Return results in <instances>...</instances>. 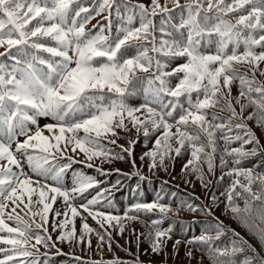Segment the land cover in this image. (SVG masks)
Returning <instances> with one entry per match:
<instances>
[{
  "label": "snow or ice",
  "instance_id": "1",
  "mask_svg": "<svg viewBox=\"0 0 264 264\" xmlns=\"http://www.w3.org/2000/svg\"><path fill=\"white\" fill-rule=\"evenodd\" d=\"M75 3L76 0H0V47L5 49L0 52V57L15 62L10 66L0 62V233L8 234L0 236V244L11 246L0 248V252L5 253L0 264H10L17 257L32 256L27 247L32 238L35 239L32 248L40 244L49 246L51 236L35 232L28 220L17 213V208L23 205L29 219L39 215L47 224L48 213L57 196L63 197L67 204L70 192L62 190L59 185L70 164L59 166L50 163L57 159L56 153L63 157L67 146L72 145L73 152L79 149L89 161L100 156L108 161L124 159L122 155L104 149L101 140L108 134L115 136L117 128L129 130L126 118L137 132L143 129L145 137L149 136L148 124L153 131L163 129V135L156 139L155 145L159 149L163 143L165 151L147 153L153 160L151 167H156L158 155L163 164L169 152L174 150L176 155H180L187 143L193 159L185 167L194 165L192 170L200 172L198 178L201 180L203 173L196 162L203 154L209 172L213 171L217 131L224 132L227 128L231 132L230 126H234L244 129L246 137L239 134H224L221 137L225 143L224 154L220 157L221 168L228 163L225 155L233 157L232 162L239 165L242 159L256 156L261 151L259 140L247 124L236 121L255 117L258 125H264V83L256 79L258 71L264 76V71L260 70L264 62V0H185L183 4L180 0H165L163 5L160 0H151L149 5L140 3L131 7L129 3H124V15H121L120 6L116 8L121 24L114 34L109 17L115 0H101L95 11L97 16L108 11L109 17H105L108 34L103 27L96 34H92L91 30L86 32V24L94 17L89 15L81 19V14L89 12V9L80 7L74 11L72 6ZM169 3L173 5L171 9ZM176 10H179V23H173L176 17L172 13ZM73 11L74 15H70ZM231 14L234 16L230 19ZM161 15L158 27L154 18ZM137 17L139 25L133 26ZM45 39L54 43L42 42ZM256 48L261 51L257 52ZM133 51L134 54H131ZM40 53H46L48 57ZM180 59L184 62L171 71H165L172 62ZM241 65H246V70L238 67ZM138 72L148 75L138 76ZM173 79L177 81L175 85L171 83ZM234 81L240 85L236 103L239 104L241 98L247 100L241 105L240 113L236 112L231 102ZM138 92H142L145 103L132 107L127 101ZM253 93L257 96L253 97ZM165 97L172 99L165 100ZM221 99L226 101L221 111L227 110L230 116L224 118L212 113V121H209L205 110L218 106ZM250 106H255L258 111L244 118L243 112ZM142 109L146 111L144 120L135 115ZM38 117H51L57 122L44 126L48 132L54 133L52 137L44 135L38 126L32 133L29 124L37 125ZM169 118L174 123H169ZM217 120H226V123H214ZM173 127L175 132L171 131ZM81 131L84 133L82 137L79 136ZM202 134L207 139L206 144L197 143L201 141ZM18 136L25 139L19 141ZM173 138L178 145L175 149L170 143ZM233 140L253 147L250 152L243 147L229 150L228 145ZM109 143L115 144V140H109ZM206 148L211 151L206 152ZM124 151L131 155L130 150ZM22 161L36 177L43 181L50 179L58 186L41 183L40 179L34 181L25 172ZM88 166L92 167L91 164ZM226 174L243 176L247 181L246 184H241L239 179L233 182L226 192V207L233 213V218L253 231L264 245V229L255 228L248 218L252 208L249 199L242 197L245 200L243 209L233 203V193L236 196L246 193L251 201L261 202L260 218L264 220V174L254 176L251 169L241 168H233ZM257 181L260 187L253 192L252 185ZM33 184L38 187H33ZM94 185L93 178L80 173L71 193L82 195ZM237 186L242 192L236 191ZM48 192L54 194L50 197L52 203L47 202ZM37 193L38 199L33 200ZM96 203L98 199L94 198L82 207L89 211V206ZM9 204L14 207L6 213ZM34 205H42L41 211H33ZM68 207L72 217H76L77 209L70 204ZM157 207L161 213L169 210L157 204H137L135 210L152 211ZM55 215L60 216L61 213L57 211ZM64 215L67 216V213ZM89 215L93 213L89 212ZM96 217H102L109 223L114 220L119 223L121 219L99 212L93 215L94 219ZM5 219L14 221L16 226H9ZM159 222L153 221V224ZM67 223L65 219L58 226L63 229ZM35 227L40 229L43 225L37 223ZM215 228V237L202 234L188 243L208 245L213 264H236L233 259L218 261L211 255L216 252L220 257L230 256L228 250L213 249L209 243L224 234L222 223H217ZM83 230L85 233L93 231L87 223L83 224ZM231 231L234 236H239ZM74 234L73 226L59 239L71 240ZM155 235L159 240L166 232L157 230ZM236 243L234 241V245ZM238 243L246 245L247 241L241 238ZM152 247L153 251L160 250L158 243ZM241 251H244L242 246H233L231 254ZM254 259L258 260V264H264V258L258 255L245 258L243 264H253ZM32 264L36 261L33 260ZM109 264L121 262L111 261Z\"/></svg>",
  "mask_w": 264,
  "mask_h": 264
},
{
  "label": "trees",
  "instance_id": "2",
  "mask_svg": "<svg viewBox=\"0 0 264 264\" xmlns=\"http://www.w3.org/2000/svg\"><path fill=\"white\" fill-rule=\"evenodd\" d=\"M100 2L101 0H76V3L72 6L74 11L79 10L80 7L89 9V12L81 14V19L89 15L94 17L86 24V32L91 30L92 34H96L103 27L105 34H108V20L105 19V17H109L108 11L98 16L95 15ZM164 2L165 0H160L162 5ZM180 2L183 4L185 0H180ZM124 3H129V7H131L140 3L149 5L151 0H115V3L112 5L111 16L109 17L112 23L113 34L121 24L116 16V8L120 6L121 15H124ZM168 7L171 9L173 5L169 3ZM74 11L70 15H74ZM178 11L176 10L172 13L176 17L173 23H179ZM233 16L234 14H231L228 18L231 19ZM161 18L162 15L154 18V23L158 27ZM94 25L96 27H93ZM138 25L139 18L137 17L133 26ZM159 35L160 33L157 32V36ZM42 42L54 43L46 39ZM3 51L5 49L0 47V52ZM256 51L259 52L261 49L256 48ZM131 54H134V51ZM40 55L45 58L48 57L46 53H40ZM0 62H4L9 66L15 63L4 57H0ZM183 62L184 60L182 59L176 60L165 71H171L172 68ZM238 67L241 70H246L247 68L246 65ZM10 70L11 68L9 67ZM260 70L264 71V62L261 63ZM137 75L146 76L148 74L138 72ZM248 75L251 76V72ZM256 79L264 83V76L260 75L259 71L256 73ZM171 83L175 85L177 81L173 79ZM129 87L131 88L132 86L130 85ZM137 87L140 86L138 85ZM239 90V82L234 81L231 85V102L237 113H240L241 105L247 103L245 98H241L239 104L236 103L235 97L239 96ZM224 93L227 96L226 89ZM193 95L195 96V94ZM252 95L253 97L257 96L256 93ZM168 99L172 98L165 97V100ZM181 100L183 101V97ZM127 102L132 107H139L145 103L142 92L129 97ZM225 105L226 101L221 99L218 106L206 109L205 111L208 113L207 119L212 121V113H215L219 117H229L230 113L227 110L221 111V107ZM152 107L157 106L152 105ZM257 111L255 106H250L243 112V117L246 118ZM135 115L144 120L146 118V111L142 109L140 112L135 113ZM236 122L247 124L248 128L251 129L259 140L261 151L256 156L250 155L242 159L239 165H235L232 162L233 157L225 155L224 158L228 163L226 167L221 168L220 157L224 154L225 148L224 140L221 137L224 134L230 136L239 134L244 137L245 130L230 126L232 128L231 132H228L227 128L224 132L217 131V152L214 158L213 171L209 172L203 154L201 155V159L196 162L202 170L203 180L198 178L200 172L192 170L194 165L185 167L188 161L193 159L191 149L187 143L185 148L181 149L180 155H176L174 150L169 152L165 156L163 164L160 163L158 155L156 157V167H151L153 160L147 153L153 151L163 153L165 151L163 143L159 149L155 145L156 139L162 137L163 129L153 131L152 126L148 124L146 126L149 129V136L145 137L143 129L137 132L127 118L125 119V124L129 130L117 128L115 136L108 134L107 138L101 140L104 149L111 150L112 154L122 155L124 159H111L108 161L103 156H100L94 157L93 160L89 161L79 149L73 152L71 150L72 145H68L63 157L59 153H56L57 159L50 161V163L59 166L70 164V167L63 174L61 185H59L62 190L70 192L67 204L63 197L57 196L56 201L54 203L51 202L52 208L48 214L47 224L43 223L39 215L29 219L25 215L27 209H24L23 205L17 208V213L28 220L35 232H39L42 236H51L49 246L40 244L32 248L31 245L35 244V239L32 238L29 240L27 247L33 255L30 257H17L10 264H32L33 260L36 261V264H109L111 261H119L121 264H213L212 259H210L208 245L199 242L188 243V241L195 240V238L202 234L215 237L217 231L215 225L217 223H222L225 229L224 234L219 239H213L209 243L213 249L218 248L230 252L229 257H220L216 252L211 253L218 261L233 259L236 261V264H243V260L247 257L255 258L258 255L259 258H264V245L261 244L258 236L254 235L253 231H249L248 228L242 226L238 219H234L233 213L226 207V192L233 182L239 179L241 184L247 183L243 176H229L226 174L227 172L233 168H241L245 170L251 169L254 176L264 174V125H258L255 117L252 120L243 119V121L237 120ZM56 123L51 117H38L37 125L29 124V128L34 133L38 126L44 132L46 131L45 125ZM169 123H174V121L169 118ZM214 123H226V120H217ZM171 131L175 132L176 128L173 127ZM83 135L84 133L81 131L79 136L82 137ZM24 139L25 137L23 136L17 137L19 141H23ZM109 140H115V144L109 143ZM130 141L132 142L131 144ZM170 143L173 149L178 146L174 138ZM197 143L206 144V137L202 134L201 141ZM61 147H64L63 143ZM241 147L245 151L250 152L253 145H243L242 141L237 140H233L228 145L229 150ZM124 149L130 150L131 155L127 151H124ZM205 151L210 152L211 149L206 148ZM68 157H71V159H68ZM133 161L135 162V166H133ZM22 163L25 172H28L34 181L40 179L41 183H47L49 186H58L50 179L43 181L42 178L36 177L35 174L30 172L26 162L22 161ZM89 164L92 167H89ZM13 170L15 171L16 169L14 168ZM80 173L93 178L95 185L87 189L82 195L79 193L72 194L71 189L74 186V181ZM33 187H38V185L33 184ZM259 187L260 185L257 181L252 185L253 192H256ZM236 191L242 192V189L237 186ZM52 195L54 194L48 192L49 200ZM242 197H247L252 204L251 211L248 214L250 222L255 228L264 229V220L260 218L261 202L251 201V198L246 193H242V196H236L233 193V203L239 205L241 209L245 205V200ZM94 198L98 199V203L90 205L89 211H85L82 205L87 204L89 200ZM37 199L38 193L33 200ZM25 202H27V198H25ZM68 204L77 209L78 215L76 217H72ZM137 204H157L169 210L161 213L157 207L152 211H136L135 206ZM12 207L14 205L9 204L6 213L10 212ZM41 209L42 205L33 206V211L39 212ZM130 209L131 211H129ZM57 211L61 213L60 216L55 215ZM89 212H92L93 215L99 212L104 213L105 216H118L121 219L119 223L115 220L109 223L102 217L94 219L93 215H89ZM64 213H67V216ZM128 217L135 218L129 219ZM65 219L68 221L66 227L63 229L59 228L58 225L64 222ZM153 221L160 222L153 224ZM5 222L11 227L16 226L14 221L5 219ZM37 223L42 224L43 227L36 229L35 225ZM84 223H87L93 231L85 233L83 230ZM73 226L75 227L74 237L71 240H60V235L71 231ZM45 228L47 229L46 232L44 231ZM157 230L166 232V235L157 240L155 235ZM231 230H234L239 236H234ZM7 235V233H0V236ZM101 236L104 237L103 240L100 239ZM241 238L247 241L246 245L238 243ZM234 241L237 242L235 245ZM157 243L160 250L153 251L152 246ZM248 245L251 247L249 248ZM233 246H242L244 251L236 252L232 255L231 249ZM10 247V245L0 244V248ZM4 257L5 253L0 252V259ZM253 264H258V260L254 259Z\"/></svg>",
  "mask_w": 264,
  "mask_h": 264
},
{
  "label": "rangeland",
  "instance_id": "3",
  "mask_svg": "<svg viewBox=\"0 0 264 264\" xmlns=\"http://www.w3.org/2000/svg\"><path fill=\"white\" fill-rule=\"evenodd\" d=\"M43 134L46 135V136L52 137L54 133L51 134V133L48 132L47 129H46V131H44ZM56 134H58V131L56 132ZM67 147H68V146H67ZM25 198H27V197H25ZM34 198H35V195L33 196V199H34ZM47 202L51 203V200H48ZM49 212H50V211H49ZM48 214H49V213H48ZM48 217H49V216H48Z\"/></svg>",
  "mask_w": 264,
  "mask_h": 264
}]
</instances>
